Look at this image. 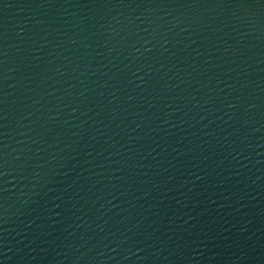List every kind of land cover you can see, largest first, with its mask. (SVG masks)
Returning a JSON list of instances; mask_svg holds the SVG:
<instances>
[{"label": "water", "instance_id": "obj_1", "mask_svg": "<svg viewBox=\"0 0 264 264\" xmlns=\"http://www.w3.org/2000/svg\"><path fill=\"white\" fill-rule=\"evenodd\" d=\"M0 264H264V0H0Z\"/></svg>", "mask_w": 264, "mask_h": 264}]
</instances>
